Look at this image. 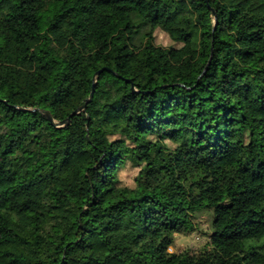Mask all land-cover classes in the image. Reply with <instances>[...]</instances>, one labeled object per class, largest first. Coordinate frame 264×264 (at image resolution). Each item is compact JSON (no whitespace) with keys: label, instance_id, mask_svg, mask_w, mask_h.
Returning a JSON list of instances; mask_svg holds the SVG:
<instances>
[{"label":"trees","instance_id":"trees-1","mask_svg":"<svg viewBox=\"0 0 264 264\" xmlns=\"http://www.w3.org/2000/svg\"><path fill=\"white\" fill-rule=\"evenodd\" d=\"M0 264H264V0H0Z\"/></svg>","mask_w":264,"mask_h":264},{"label":"rangeland","instance_id":"rangeland-1","mask_svg":"<svg viewBox=\"0 0 264 264\" xmlns=\"http://www.w3.org/2000/svg\"><path fill=\"white\" fill-rule=\"evenodd\" d=\"M170 26V24H169ZM156 43L163 46L173 45L167 31L158 28L155 32ZM181 45V44H178ZM138 168L128 165L120 169V176L124 183L132 184L133 177L137 174ZM214 212L213 210H204L197 213L194 221L196 229L190 233H176L175 242L169 248L170 252H181L185 250L199 251L209 244L213 228Z\"/></svg>","mask_w":264,"mask_h":264},{"label":"water","instance_id":"water-1","mask_svg":"<svg viewBox=\"0 0 264 264\" xmlns=\"http://www.w3.org/2000/svg\"><path fill=\"white\" fill-rule=\"evenodd\" d=\"M215 20H216V23H217V17H216V15H215ZM210 61H211V58H210ZM210 61H209V63H210ZM101 71V70H100ZM100 71H98V73L100 72ZM94 91H95V83H94V85H93V87H92V92H91V94H90V97H89V99L85 102V103H83L81 106H79L76 110H74L68 117H67V119L66 120H64V121H61V122H59V123H56V122H54L56 125H59V126H63V125H69L70 124V122H71V120H72V117L74 116V115H76V114H78V113H80L81 111H84L85 109H86V106H87V104L93 99V97H94ZM48 116H49V118L52 120V116H51V114H48Z\"/></svg>","mask_w":264,"mask_h":264}]
</instances>
